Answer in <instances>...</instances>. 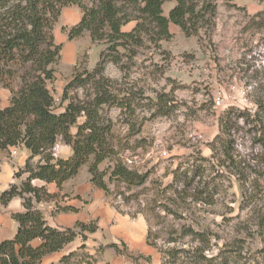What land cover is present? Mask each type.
<instances>
[{
  "label": "rangeland",
  "instance_id": "obj_1",
  "mask_svg": "<svg viewBox=\"0 0 264 264\" xmlns=\"http://www.w3.org/2000/svg\"><path fill=\"white\" fill-rule=\"evenodd\" d=\"M210 2L215 18L204 14L196 35L169 24L167 39L125 3L121 31L141 24L143 43L120 47L93 42L86 31L68 40L82 12L62 9L53 31L62 49L47 88L55 111L73 80L67 97L90 101L89 74L104 61L112 99L99 114L110 122L113 152L98 170L110 206L145 220L159 264H264V0H196L198 8ZM174 5L165 2L162 15ZM8 98L0 86V108ZM116 161L146 181H110ZM140 258L150 263L133 260Z\"/></svg>",
  "mask_w": 264,
  "mask_h": 264
},
{
  "label": "trees",
  "instance_id": "obj_2",
  "mask_svg": "<svg viewBox=\"0 0 264 264\" xmlns=\"http://www.w3.org/2000/svg\"><path fill=\"white\" fill-rule=\"evenodd\" d=\"M82 1L0 0V86L9 92L7 106L0 108V150L24 148L29 153L22 169L14 174V177L25 174V180L18 185L11 184L0 194L2 206L19 197L23 207L22 212L11 216L17 224L14 237L0 241V264H40L43 257L61 251L77 237L85 242L86 234L97 230L94 222H76L72 228L64 229L48 226L34 204L51 200L53 196L43 187L33 186V180L54 183L61 188L65 181L74 178L83 166H87L90 183L103 191L106 197L109 195L105 174L98 170V166L113 152L109 143L110 122L99 114L100 107L111 103L112 99L103 90L102 82L106 81L102 75L104 61L89 74L94 85L90 101L74 102L67 97V89L75 83L73 80L63 89L61 101H66V104L55 111L53 96L47 88V84L54 80L52 66L58 62L62 49L60 44L55 43L53 35L62 9L76 5L82 12L78 24L68 30V40L86 31L93 42L116 47L123 43L135 46L143 43L141 24L138 23L131 32L121 31L124 23L129 21L124 12L125 3L138 7L157 29L159 39L170 36L169 24L178 27L186 36L196 35L202 29L200 24L204 14L211 19L216 14V7L211 2L198 8L196 0H90L89 7L84 6ZM168 1H173L175 5L165 17L162 6ZM110 62L118 64L115 57ZM230 111L228 113L231 114ZM80 118L83 120L79 123ZM57 141L70 148L71 155L67 159L52 156L51 149ZM109 180L139 186L146 181V177L116 161ZM66 210L72 209H61ZM33 240L40 241L37 247L31 246ZM146 242L152 246L148 230ZM107 247L118 250L113 244ZM84 249V245L79 248L80 251ZM174 258L168 252V259ZM93 261L83 253L73 252L63 256L60 263L90 264Z\"/></svg>",
  "mask_w": 264,
  "mask_h": 264
},
{
  "label": "crops",
  "instance_id": "obj_3",
  "mask_svg": "<svg viewBox=\"0 0 264 264\" xmlns=\"http://www.w3.org/2000/svg\"><path fill=\"white\" fill-rule=\"evenodd\" d=\"M7 104L8 99L5 106ZM74 131V129L71 130L72 133ZM13 149L16 151L14 155L11 154ZM70 155V148L59 142L56 158L67 159ZM28 156L29 153L24 148L0 150V194L11 184L18 185L17 183L20 184L25 180V174L18 179L14 177V174L22 169ZM36 160L37 158L34 159ZM84 167L74 178L65 181L61 188H57L54 183L45 184L39 180L31 182L33 186L43 187L53 196L51 200L34 204L44 216L48 226L57 229L72 228L76 222H94L97 226L94 233L86 234L85 242L77 237L61 251L43 257L40 264H61V258L73 252L94 258L95 262L91 264H141L143 262L142 258L135 262L134 257H143L150 262L149 264H159L156 253L146 242L145 220L139 216L130 218L111 207L104 192L90 183V175L87 173L88 170H83ZM63 208L72 210L61 211ZM22 211V200L19 197L13 198L6 206L0 204V241L14 237L17 224L11 216ZM39 243V240H33L31 246L37 247ZM112 244L117 247V251L107 247ZM81 245L85 246L83 251L79 250Z\"/></svg>",
  "mask_w": 264,
  "mask_h": 264
},
{
  "label": "built area",
  "instance_id": "obj_4",
  "mask_svg": "<svg viewBox=\"0 0 264 264\" xmlns=\"http://www.w3.org/2000/svg\"><path fill=\"white\" fill-rule=\"evenodd\" d=\"M58 150H59V141H57L54 146L52 147L51 149V153H52V156L54 158H56L57 156V153H58ZM16 153L15 149L12 150L11 154L14 155Z\"/></svg>",
  "mask_w": 264,
  "mask_h": 264
}]
</instances>
